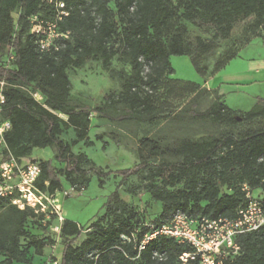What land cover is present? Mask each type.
Returning a JSON list of instances; mask_svg holds the SVG:
<instances>
[{
	"label": "trees",
	"instance_id": "obj_1",
	"mask_svg": "<svg viewBox=\"0 0 264 264\" xmlns=\"http://www.w3.org/2000/svg\"><path fill=\"white\" fill-rule=\"evenodd\" d=\"M62 10L69 14L59 19ZM34 16L56 22L59 31L70 33L69 38L60 39L59 50H40L38 36L32 32ZM248 18L252 21L219 52L209 71L208 55L229 41L236 24ZM192 27L210 36L191 37ZM261 31L264 0H0V53L5 52L3 45L13 50L9 66L0 60V78L7 82L3 115L11 122L6 142L15 157L40 163L36 184L43 191H61L64 180L82 191L89 185L91 172L103 174L87 153L73 150L80 142L94 144L89 137L92 113L117 122L152 121L158 114L176 111L229 127L259 121L237 132L183 139L174 149L179 160L160 161L152 167L143 156L121 170L123 179L109 195L103 214L88 227L68 218L60 223L63 250L58 264H178L179 256L191 247L173 238L158 235L140 250L152 226L168 221L177 210L195 217L235 218L247 203L245 183L264 195V97H258L249 110H240L230 107L218 93L208 108L200 110L195 97L211 90L171 77L173 55L189 56L195 70L207 77L226 67ZM118 53L131 66L130 73L121 75V90L106 93L95 106L73 103L69 70L89 59L109 69ZM33 93L42 95L43 101ZM191 95L178 109L176 102ZM70 129L75 136L67 140L62 135ZM36 147L55 148V160L62 166L52 159L31 158ZM139 149L152 156L161 154L158 142L149 137L141 139ZM146 170L150 174L145 177V189L161 204L153 225L144 223L135 205L120 193L124 180ZM0 208V264L29 263L30 248L52 241L32 235L29 220L38 219L53 231L56 216L46 219L3 197ZM239 242L241 253L227 264H264V228L240 236Z\"/></svg>",
	"mask_w": 264,
	"mask_h": 264
},
{
	"label": "rangeland",
	"instance_id": "obj_2",
	"mask_svg": "<svg viewBox=\"0 0 264 264\" xmlns=\"http://www.w3.org/2000/svg\"><path fill=\"white\" fill-rule=\"evenodd\" d=\"M17 17L18 13L14 12ZM252 21V18L239 21L229 41H223L217 52L208 55L206 59L209 71L212 69L218 54L223 51L229 44L236 40L245 29V27ZM198 34L210 36L204 31L192 27L191 37ZM264 31L259 33V38L264 42ZM5 52L0 53V60L2 63L10 64L13 50L8 45H3ZM257 42H253L249 46V55H242L247 60H236L232 66L234 69L245 61L246 70L253 71L258 63L264 64V49L258 50ZM245 50H242V54ZM246 54V53H245ZM256 54V55H253ZM250 58V59H249ZM172 65L175 72L171 77L180 78L184 80H191L200 83L204 88H207L202 83L205 77L201 76L194 68L191 59L187 55H173L171 57ZM130 62L121 53H118L112 60L109 69H106L101 61L89 59L82 67L69 70L70 80L72 82L71 101L77 103H87L95 106L103 102V97L106 93L111 91H120L123 80L122 74L130 73ZM213 76L208 75V78ZM225 76L219 75L218 78ZM238 77V76H237ZM235 77V78H237ZM207 78V79H208ZM236 87L235 84L229 85ZM210 93H199L195 99L198 101V109L205 110L213 102L215 96L219 93V89L211 88ZM256 94H263L264 88L259 86ZM258 92V93H257ZM231 97V96H230ZM243 94L232 96L229 105L234 109L249 110L250 101L243 100ZM192 95L188 96L182 101L176 102L179 108L186 105L191 100ZM38 100L43 101V96H38ZM251 99V97L249 98ZM225 101V99L223 98ZM255 101V99L252 98ZM251 101L253 106L257 101ZM228 104V103H227ZM259 121L251 124H241L234 127L224 126L216 123L210 119H197L180 112H173L162 116L158 114L152 121H126L117 122L110 121L96 113L90 116L89 137L94 141L93 145H86L84 142L78 143L73 147L75 152H85L93 159L96 165L101 169L103 174L98 172L90 173V182L86 189L78 191L74 189L68 182L64 180V187L58 191L57 198L61 205V213L64 218L77 221L84 227L97 218L98 215L103 214L105 210V203L109 195L118 188L119 183L123 179V175L119 172L123 169L132 167L134 164L142 160L143 156L147 158L152 167H156L160 161H175L181 159L175 153V147L183 139H198L206 135H218L226 131L237 132L246 126H256ZM98 134H104V139H98ZM75 134L72 129L66 131L62 137L69 140L74 138ZM149 137L156 140L161 147V154L152 156L147 150L141 152L139 149V142L142 138ZM56 149L52 147L33 149L31 158L35 160L52 159L57 166H62L55 160ZM149 171H143L141 175L131 176L123 181L120 188V193L128 202L135 205L139 211L140 217L144 223L154 224V220L161 212V204L153 201L149 192L145 189L146 179ZM255 196H263L260 189L254 190ZM1 210V208H0ZM52 225L60 223V220L55 217L52 218ZM28 228L32 235L39 239H52L46 246L41 248H30V262L14 264H54L55 260H60L63 243L62 238L56 231H50L47 226H44L38 219H31L28 222ZM84 237V235H83ZM26 245V240H24Z\"/></svg>",
	"mask_w": 264,
	"mask_h": 264
},
{
	"label": "built area",
	"instance_id": "obj_3",
	"mask_svg": "<svg viewBox=\"0 0 264 264\" xmlns=\"http://www.w3.org/2000/svg\"><path fill=\"white\" fill-rule=\"evenodd\" d=\"M64 6V3H60V7ZM68 14V11L62 10L58 18L62 19L63 15ZM32 22V32L38 36L41 51H57L61 48L60 39L70 37L68 31L58 30L56 22L44 21L37 16L32 18ZM6 85V80L0 78V197L8 198L20 209L30 207L35 213L44 214L46 219L56 216L61 223L64 217L57 198L58 191L49 193L36 184L41 173L40 163L20 160L8 148L6 133L11 129V122L3 115L7 102ZM33 96L36 99L42 97L39 93H33ZM242 189L246 193L247 203L239 209L235 218L195 217L177 210L168 221L157 227L152 226V231L141 241L140 250L151 239L163 235L191 247V250L179 256L178 264H227L241 253L240 236L264 228V195L255 196V189L246 183ZM60 223L52 225L51 229L59 233ZM58 262L55 260L54 264Z\"/></svg>",
	"mask_w": 264,
	"mask_h": 264
},
{
	"label": "crops",
	"instance_id": "obj_4",
	"mask_svg": "<svg viewBox=\"0 0 264 264\" xmlns=\"http://www.w3.org/2000/svg\"><path fill=\"white\" fill-rule=\"evenodd\" d=\"M253 42H257L260 50L261 48L264 49V42L260 40L259 38H254L252 41H250L248 44L243 47L238 56L231 60L229 64H227L226 67H224L222 70L214 74L213 76L205 77V81L202 83L204 86L207 88H217L219 89V93L223 95V98L225 99V102L228 103V105L233 106L229 101L232 96L243 94L244 97L243 100H249L250 103L252 100L255 99L257 101L258 97H264V93L261 94H256L255 91H258L259 86H262L264 88V64L262 65L261 63H258L257 66H255V69L253 71L251 70H246L247 66H245V61H242L241 63H238L234 69H229L234 66V62L236 60H247L246 57H243L242 55H249V46L253 44ZM242 50H245V53L242 54ZM256 55V54H253ZM250 59V58H249ZM225 76L224 78H218L219 75ZM238 76V77H237ZM237 77V78H235ZM208 78V79H207ZM235 84L236 87H231L229 85ZM258 93V92H257ZM231 96V97H230ZM251 97V99H249ZM254 101V102H255ZM249 103V106L247 107H252ZM248 108V109H250ZM241 110V109H240Z\"/></svg>",
	"mask_w": 264,
	"mask_h": 264
}]
</instances>
